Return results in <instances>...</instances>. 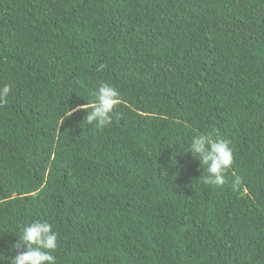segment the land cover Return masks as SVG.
I'll return each instance as SVG.
<instances>
[{"label": "trees", "instance_id": "16d2710c", "mask_svg": "<svg viewBox=\"0 0 264 264\" xmlns=\"http://www.w3.org/2000/svg\"><path fill=\"white\" fill-rule=\"evenodd\" d=\"M0 264H264V0H0Z\"/></svg>", "mask_w": 264, "mask_h": 264}]
</instances>
